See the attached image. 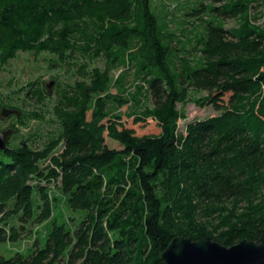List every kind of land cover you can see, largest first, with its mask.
Returning <instances> with one entry per match:
<instances>
[{
    "label": "trees",
    "instance_id": "obj_1",
    "mask_svg": "<svg viewBox=\"0 0 264 264\" xmlns=\"http://www.w3.org/2000/svg\"><path fill=\"white\" fill-rule=\"evenodd\" d=\"M156 1L0 0V68L45 54L69 79L0 100L20 112L1 129L0 264H164L176 238L264 234V0L195 1L181 35ZM47 100L53 130L22 133ZM188 104L218 114L179 131ZM127 105L159 133L124 129Z\"/></svg>",
    "mask_w": 264,
    "mask_h": 264
},
{
    "label": "rangeland",
    "instance_id": "obj_2",
    "mask_svg": "<svg viewBox=\"0 0 264 264\" xmlns=\"http://www.w3.org/2000/svg\"><path fill=\"white\" fill-rule=\"evenodd\" d=\"M195 1H201L203 5L210 4V0H157L156 6L158 10L161 11V5H165L166 9H169L171 12L174 11V23L171 25V29L175 30L177 35H181L183 32L191 31L192 23H194V18L191 17H182V12L178 11L179 9L187 8L190 4ZM233 25L231 21H226L225 26L229 28ZM187 36L190 37L189 34ZM48 59L49 57L45 54L35 56L31 53H18L16 57L11 60L6 66L0 68V100L5 101L6 95L15 89L26 86L28 83H32L40 80L45 85L52 83L51 87L48 90L52 91L54 85L57 81L66 82L68 81V75L64 74L62 71H57L54 69L48 68ZM95 65L101 67V62H96ZM53 92V91H52ZM193 97H202L205 96V92H192ZM52 96V100H53ZM52 104L51 100H47L44 105L28 106L26 110L41 111L43 115H46V122L31 121L27 128L22 129V133H27V131H35L40 136L51 132L53 130L52 124L50 123L48 117V110ZM129 106H125L120 109L122 114L121 123L124 129H130L134 132L136 136L144 135H156L159 133L158 127L156 124L148 120L146 123H137L134 124L131 118H127L126 115L129 113ZM178 108L181 105L177 106ZM186 120L179 122V131H183L186 123L193 120H203L208 117H212L218 114L212 107L198 108L194 104H188L185 108ZM13 123L12 119H0V130ZM39 140V139H38ZM106 142L111 148H117V142L114 138L106 136ZM35 147H39L38 142L35 143ZM24 242L27 241L25 237ZM29 243H26V246H29ZM27 248V247H26ZM0 252L5 254L4 245H0Z\"/></svg>",
    "mask_w": 264,
    "mask_h": 264
},
{
    "label": "water",
    "instance_id": "obj_3",
    "mask_svg": "<svg viewBox=\"0 0 264 264\" xmlns=\"http://www.w3.org/2000/svg\"><path fill=\"white\" fill-rule=\"evenodd\" d=\"M52 83L47 85L50 88ZM19 117L15 109L2 108L0 119ZM12 130H0V150L7 147ZM164 264H264V234L257 242L242 241L232 247L204 238L197 242L176 238L163 253Z\"/></svg>",
    "mask_w": 264,
    "mask_h": 264
},
{
    "label": "built area",
    "instance_id": "obj_4",
    "mask_svg": "<svg viewBox=\"0 0 264 264\" xmlns=\"http://www.w3.org/2000/svg\"><path fill=\"white\" fill-rule=\"evenodd\" d=\"M25 245H26V243L21 244L20 250H23L26 247Z\"/></svg>",
    "mask_w": 264,
    "mask_h": 264
}]
</instances>
